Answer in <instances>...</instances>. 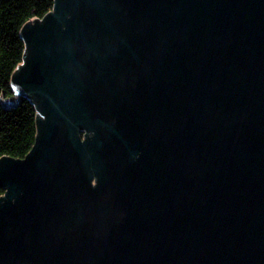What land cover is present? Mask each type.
<instances>
[{"label": "water", "instance_id": "95a60500", "mask_svg": "<svg viewBox=\"0 0 264 264\" xmlns=\"http://www.w3.org/2000/svg\"><path fill=\"white\" fill-rule=\"evenodd\" d=\"M21 36L0 264H264V0H55Z\"/></svg>", "mask_w": 264, "mask_h": 264}, {"label": "trees", "instance_id": "16d2710c", "mask_svg": "<svg viewBox=\"0 0 264 264\" xmlns=\"http://www.w3.org/2000/svg\"><path fill=\"white\" fill-rule=\"evenodd\" d=\"M55 0H0V158L24 159L35 145L38 135L37 109L25 97L12 105L5 101L15 97L11 81L23 63L26 44L22 27L34 19H43L52 11ZM5 190L0 188V196Z\"/></svg>", "mask_w": 264, "mask_h": 264}, {"label": "flooded vegetation", "instance_id": "af4514ba", "mask_svg": "<svg viewBox=\"0 0 264 264\" xmlns=\"http://www.w3.org/2000/svg\"><path fill=\"white\" fill-rule=\"evenodd\" d=\"M136 157V156H135Z\"/></svg>", "mask_w": 264, "mask_h": 264}]
</instances>
